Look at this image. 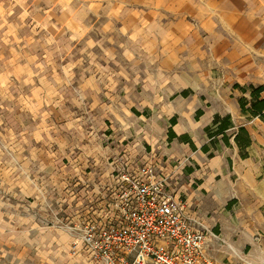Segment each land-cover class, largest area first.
Instances as JSON below:
<instances>
[{"label":"crops","instance_id":"crops-1","mask_svg":"<svg viewBox=\"0 0 264 264\" xmlns=\"http://www.w3.org/2000/svg\"><path fill=\"white\" fill-rule=\"evenodd\" d=\"M14 1L22 0H0V4ZM76 2H82L84 10L92 3L109 4L114 12L111 14L114 32L120 36L117 40L124 38L126 44H139L155 51L157 70L173 72L172 83H166L164 75L147 82L142 87L141 101L143 106L160 105L161 113L165 114L167 108L160 99L169 95L174 98L166 130L168 132L170 127L177 135L168 141L176 142L157 156L145 151L141 157L132 152L126 154L128 151L118 155L111 147L106 146L103 151L102 145H96L86 155L84 144L75 155L29 154L37 165L52 163L51 170L43 172L40 180L34 175L33 193L37 196L38 192L45 191L53 207L65 213L66 210L77 213L76 221H69L68 216L64 218V229L70 235L71 244L67 224L87 215L98 217L104 210H113L116 168L153 161L159 171L162 169L169 176V187L184 201L186 214L211 233L207 234L205 247L211 264H235V254L243 252L246 245L250 246L248 257L252 262L256 258L255 264H264V116L243 111L239 104V99L244 97L249 105L250 86L264 85V0ZM67 7L70 9L67 15L81 13L70 4ZM182 91L187 94L183 95ZM33 92L38 94L36 90ZM260 96L263 97L261 92ZM198 109L202 112L196 116ZM149 112V108H143L141 113L148 116ZM216 114L230 115L235 125L230 133L235 132L237 126L247 129L250 144L245 157L240 155L234 133L229 138L230 145L222 141L221 135L209 143L204 128L212 123ZM171 117L175 118L173 124ZM45 131L44 138L40 137L46 144L51 138L60 140L58 135L54 138L50 129ZM182 134L188 135L195 148L178 138ZM31 142L35 143L31 149H36L37 133ZM204 143L210 145L208 152L213 155L200 149ZM59 144L64 146V142ZM14 146H18L16 141ZM18 150L20 153L21 148ZM56 195L62 196L60 203ZM205 214L209 217L205 218ZM53 215L56 216L52 210ZM206 219L219 224L217 235L209 229ZM68 247L70 249V245ZM71 254L75 258L88 257L83 251ZM2 255L4 252H0Z\"/></svg>","mask_w":264,"mask_h":264},{"label":"rangeland","instance_id":"rangeland-1","mask_svg":"<svg viewBox=\"0 0 264 264\" xmlns=\"http://www.w3.org/2000/svg\"><path fill=\"white\" fill-rule=\"evenodd\" d=\"M67 4L81 13L67 15ZM84 9L76 0L0 4V264H96L68 249L64 218L76 221L77 213L53 207L45 191L33 193L34 175L40 180L52 163L37 165L29 154L75 155L84 144L86 155L102 145L118 155L157 156L176 142L165 136L174 98L160 99L165 114L141 101L147 82L164 75L172 83L173 72L157 70L155 51L117 40L109 4ZM45 129L60 140L46 144ZM35 133L37 148L31 149ZM55 197L60 203L62 196ZM206 220L216 234L219 224ZM249 247L235 254V264H255Z\"/></svg>","mask_w":264,"mask_h":264},{"label":"built area","instance_id":"built-area-1","mask_svg":"<svg viewBox=\"0 0 264 264\" xmlns=\"http://www.w3.org/2000/svg\"><path fill=\"white\" fill-rule=\"evenodd\" d=\"M115 179L112 211L67 224L72 253L83 251L103 264H211L207 231L186 214L155 162L116 168Z\"/></svg>","mask_w":264,"mask_h":264},{"label":"trees","instance_id":"trees-1","mask_svg":"<svg viewBox=\"0 0 264 264\" xmlns=\"http://www.w3.org/2000/svg\"><path fill=\"white\" fill-rule=\"evenodd\" d=\"M251 88V98L249 101V105L247 106L248 100L244 97L239 99L240 107L243 111H248L252 115H259L263 117V110H264V96H260V92L262 90V86H250ZM246 90V88H243ZM183 95H186V91L181 92ZM202 112L201 109H198L196 112V116H198ZM175 122V118L171 117L170 123L173 124ZM235 125L233 124L230 115H214L212 119V123L207 125L204 130L207 136L209 137V143H213L217 137V135H221L222 141L226 145H230V136L234 133V141L236 142L237 146L239 147V152L242 157L247 155L246 148L250 144V137L247 129L244 126H237L235 132L230 133V129H233ZM177 135L172 131L169 127L168 129V140H172ZM178 138L188 141L192 148H195V145L191 141V139L186 134L179 135ZM209 146L207 143L201 145L200 149L204 152L209 151ZM208 155L211 156L213 153L210 151Z\"/></svg>","mask_w":264,"mask_h":264}]
</instances>
